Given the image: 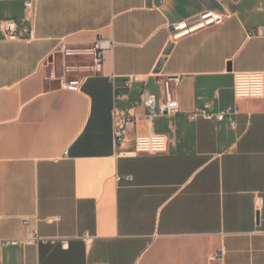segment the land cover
Segmentation results:
<instances>
[{
	"label": "crops",
	"instance_id": "0c3cea01",
	"mask_svg": "<svg viewBox=\"0 0 264 264\" xmlns=\"http://www.w3.org/2000/svg\"><path fill=\"white\" fill-rule=\"evenodd\" d=\"M25 1L0 0V264H264V97L234 95L236 72L264 71V0ZM205 10L227 16L172 40ZM98 41L82 89L49 77L61 46ZM171 76L181 110L149 120L143 94ZM205 104L233 113L190 120ZM115 114L135 117L122 146ZM149 133L165 152L121 153ZM30 231L69 247L7 243Z\"/></svg>",
	"mask_w": 264,
	"mask_h": 264
},
{
	"label": "built area",
	"instance_id": "2783aa9c",
	"mask_svg": "<svg viewBox=\"0 0 264 264\" xmlns=\"http://www.w3.org/2000/svg\"><path fill=\"white\" fill-rule=\"evenodd\" d=\"M37 0H26L25 7L28 15H31L34 4ZM227 14L214 10H205L199 14L197 19L180 20L171 24L172 40H178L197 30L206 28L213 24L223 22ZM1 28L6 37L14 39L21 37L25 31L21 29L18 23L13 19L2 21ZM59 51L64 56L61 73L55 70L50 72V78L59 82L61 87L73 90L82 89L86 79L94 74L102 72L105 62V49L98 41L88 47L61 46ZM141 81L139 75L127 76L124 80L125 88L132 86ZM179 83L178 76H171L163 79L162 86L164 94L161 100L154 92L146 91L143 94L142 104L148 109V119L154 117L169 115H177L181 110L180 100L175 91V85ZM234 95L236 99L262 98L264 97V71H244L234 74ZM233 110L228 108L223 111H213L210 104H205L202 108L189 114L190 120H196L200 117L208 120L222 121ZM135 122V117L125 114H115L114 136L119 143L123 145L125 142V132L130 124ZM233 124H235L233 122ZM168 148V138L164 134L149 133L147 135H138L135 138L134 145L130 149H125L121 153L125 156L136 157L139 154H156L163 153ZM50 221V220H49ZM88 241L89 238H86ZM60 243L62 248L69 247L68 238H51L38 235L35 231L28 232L27 236L20 240H9L7 243Z\"/></svg>",
	"mask_w": 264,
	"mask_h": 264
}]
</instances>
